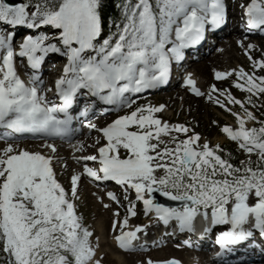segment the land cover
I'll list each match as a JSON object with an SVG mask.
<instances>
[{"label":"snow or ice","instance_id":"1","mask_svg":"<svg viewBox=\"0 0 264 264\" xmlns=\"http://www.w3.org/2000/svg\"><path fill=\"white\" fill-rule=\"evenodd\" d=\"M102 7L103 0H0V128L4 129L0 139L30 134L71 140L79 131L72 126L79 117L85 118L89 129H97L87 120L97 102L113 105L117 111L128 109L98 129L107 143L98 148V156L78 158L99 161L98 167L84 163L83 173L93 181L111 179L127 185L125 200L128 187L134 189L145 216L154 214L166 226L175 221L180 231H193L197 215L208 221L210 214L212 225L229 224L216 236L221 249L216 256L240 252L236 264H252L249 252L258 246L264 252V120L245 105L257 107V100L264 96V75L243 67L215 72L216 79L234 73V86L247 93L243 100L215 84L202 93L190 74L184 80L196 95H206L236 118L237 127L225 124L221 130L247 154L238 165L230 162L231 153L219 144L200 143V134H188V126L170 125L154 115L163 104L134 106L139 93L167 81L171 62H179L185 48L226 23L225 0H119V16L106 35ZM242 7L245 32L264 34V0H248ZM18 26H47L49 32L25 34L14 47L15 32L8 29ZM237 43L253 69L264 71V54L255 58L250 51L256 45ZM49 53L66 58L54 80L59 103L49 99L52 89L40 79L41 62ZM16 56L26 58L31 69L27 83L16 71ZM229 104L239 105L243 115L233 112ZM246 121L255 123L248 127ZM173 132L186 135L181 138ZM161 134H167L168 141ZM42 146L56 150L54 144ZM53 159L39 151L17 150L12 143L0 149L3 264H102L90 239L93 233L82 223L74 203L81 174L71 176L69 193L56 179ZM157 193L179 203H160ZM107 195L119 203L115 193ZM126 211L122 221L113 219L112 229L119 228L114 235L117 246L132 251L138 234L147 229L146 225L128 227V217L136 215L134 203L130 201ZM138 264L182 262L148 258Z\"/></svg>","mask_w":264,"mask_h":264},{"label":"bare ground","instance_id":"2","mask_svg":"<svg viewBox=\"0 0 264 264\" xmlns=\"http://www.w3.org/2000/svg\"><path fill=\"white\" fill-rule=\"evenodd\" d=\"M239 2L237 1H233L231 3V8L233 11H236L235 9L237 8ZM29 11H31V8L29 9ZM232 11V16L233 18L236 17V13ZM238 22H235L234 19V23L228 21V23L226 24L227 26H234V29H229L228 31L225 32V39H221L216 46L221 44V48L219 49V51L214 52L213 55H210V52L207 53L200 61H196L194 63H192L190 65V67L187 68V73L191 74L193 76H197L198 79V87L200 88V90L203 93H208L211 91V89L209 90V86H211V84L213 85V83L209 82H213L216 77H215V72L216 71H226V68H230V70L234 69V68H238V67H242V65L240 64L241 62H244V60L246 59V54L243 50V47L237 43L238 40L243 41V44L246 46L249 43H252L254 45H256L255 49H251V54L253 55V57L257 58V56L261 55V52H264V34H261L260 32H250V33H244L243 30L238 29L237 27ZM26 29V28H25ZM29 29V28H28ZM22 32H25L24 30L18 32L19 34H21ZM245 37H247L245 39ZM21 40V38H19L17 41H15V44L18 45V42ZM217 48V47H214ZM54 53H51V57H55L53 56ZM50 55V54H49ZM55 55V54H54ZM55 61H57V59H55ZM58 63V62H56ZM193 71H196V73H198L199 75H202L203 77L206 78L205 81H207L208 86H206L207 88H203L201 84L202 78L200 76H198V74L194 73V72H190L191 69ZM253 71L256 72L257 75H264V71L260 70V69H253ZM235 77L234 73L231 74L228 77H223L221 79H217V82L219 84H215L217 88L222 89L223 87V83H226L230 78ZM211 80V81H210ZM206 83V82H205ZM204 83V85H205ZM211 88V87H210ZM169 90V91H168ZM166 90H163L159 93H155V94H150V95H146L143 97H139V99L136 100L135 105L139 104V101L141 99H149L152 103L154 98H156L158 95L160 98H162L165 102L161 103L166 107V111H167V107L169 108V112L165 113V110H163L161 113L162 114L161 119L163 121H167L170 125H174V124H184L186 126L190 125V123H188V118H185L184 120H180L177 121L176 120V111L177 108H175V106H177L179 103L181 104V111H185L186 110V114L188 116H193V118L198 119L197 121L204 123L205 120V113L208 114V106L210 104H212L211 101L207 102L205 98H207L206 95H196L195 93H193L191 90H189L186 86L180 85V82L178 84H176L175 86H173L172 88L167 89V92L162 93ZM161 94V95H160ZM163 94V95H162ZM213 95H217L216 93H213ZM159 99V98H157ZM156 102V101H155ZM157 102H161V101H157ZM160 105V104H158ZM157 105V106H158ZM207 107V109H206ZM164 113V114H163ZM211 113V112H209ZM115 116H117L116 113L102 117L100 119H94L92 120L94 123L98 124L100 128L106 126L105 125V121L106 119L108 120H112ZM188 124V125H187ZM192 130L189 131L188 134H191ZM172 135H178L179 137L183 138L186 134L185 133H176L173 132ZM161 139L164 141H168L169 136L167 134H161ZM17 140V139H16ZM20 142L18 141H13V140H5L3 142H0V149L4 148L6 146V144L8 143H12L14 145V147L19 150V149H25L28 151H39L45 155H50L53 156L54 159L52 161V164L54 165V171L56 174V179L58 181H66V190L67 188H69L71 186V176L77 171V173L82 172V167L84 163H88L89 165L91 161H83V160H79V157H82L85 153L91 152L92 149V145H94L96 142H100L103 141V134L101 132H99L98 130H91V132H85V130L83 131V135L81 137H79V139H77V141L80 142V147L81 144L83 145L84 149L83 150H78V143L76 140H72V142L66 143L65 145L67 146H63L61 143L70 141V140H62L59 141L60 143L55 144V152H53L50 148H48L47 146H42L47 144H50V142H46V140H43L42 142L40 141V138H36L33 139V141L30 140L29 143H27L26 141L22 140V139H18ZM40 141V142H39ZM155 142V141H153ZM200 143H203L202 141H200ZM164 145L162 144L161 147H163ZM171 146V145H169ZM82 147V148H83ZM85 156V155H84ZM75 157V159L73 158ZM61 158H66L69 161L63 162L61 161ZM71 160V161H70ZM73 161V162H72ZM81 168L78 169V165ZM79 171V172H78ZM75 173V174H77ZM82 176L80 178V180L78 181V192H82L83 189H88V192L92 191V185L95 183H92L91 178H89L86 174L82 173ZM85 180L86 182L82 183V181ZM64 187V184H62ZM103 188L101 185L99 186V188ZM104 189V188H103ZM70 190V189H69ZM68 190V191H69ZM99 191V189H98ZM85 192V191H83ZM102 193L105 194V199H107V201L109 202V204L111 205L112 203L110 202L111 199L106 195V191L105 189L101 191ZM70 193V191H69ZM85 194V193H84ZM85 197V196H84ZM78 199V198H77ZM77 199L74 200L77 201ZM253 202V201H252ZM134 203V202H133ZM109 220V218H108ZM132 220H139V216H133ZM108 224V223H107ZM159 222L157 221L154 225L150 226V232H152L153 227H158ZM178 238V237H176ZM178 242H176L177 244ZM109 244H112L109 242ZM162 248V247H161ZM118 250H120L118 248ZM121 252H123L122 250H120ZM146 254H152L151 257L154 259H161L164 258V256L168 255V254H173L175 255L176 259H180V261L182 262V264H195L194 262L191 261L190 257H189V253L187 252V248L182 247V246H174L172 244H167L166 246H164L162 249H159L157 247H149V250L146 251ZM143 253V252H142ZM184 254H187L184 256ZM144 255H139L138 258H144ZM148 256V255H147ZM207 255H203V258H207ZM197 259V258H196ZM233 259H229V258H225L224 262H222L221 264H233ZM261 262V261H260ZM259 261H255L252 260V264H259ZM264 264V263H261Z\"/></svg>","mask_w":264,"mask_h":264},{"label":"rangeland","instance_id":"3","mask_svg":"<svg viewBox=\"0 0 264 264\" xmlns=\"http://www.w3.org/2000/svg\"><path fill=\"white\" fill-rule=\"evenodd\" d=\"M21 2H22V0H21ZM105 3H106V0H103V4H105ZM118 3H119V0H117V2L115 1L114 5L116 6ZM30 8H31V6L29 7V9ZM234 28L235 27L232 25L231 29H234ZM44 32L48 33L49 28L47 30H45ZM220 48H221V44L218 45L217 48H214L210 52V55H213L214 52L219 51ZM262 54H264V52H261V55ZM261 55L257 56V58H260ZM240 64L242 65V67L246 71H248L250 73L253 71V67H252L251 62L248 59V56H246V59L244 60V62H241ZM239 68L240 67L234 68V69H239ZM229 70H230L229 67L226 68V71H229ZM190 72L196 73V71H193L192 69ZM196 74H198V73H196ZM198 76H200L201 78L203 77L202 75H199V74H198ZM197 79H199V77ZM236 79H237L236 76L233 78H230L226 83H223L222 89H227L236 98L243 100L244 97L247 95V93L234 86L233 81ZM205 80H206V78L203 77L201 84H200V85H202L203 88L204 87L207 88L206 86H208V83ZM204 83H205V85H204ZM210 83L219 84L217 82V79H215L213 82H209V84ZM208 89L209 90L211 89L210 86ZM168 91H164L162 93H165V92L169 93ZM157 98H159V99H157ZM205 99L207 102H209L208 98H205ZM222 99H224V98L222 97ZM253 99L257 100L256 97H253ZM153 100H155L156 102L153 101V103H152L149 99L147 100L144 98V99H141L139 101V104H151V105H157L158 103H164L165 104V102H162L164 100L162 98H160L159 95L156 98H154ZM157 101H161V102H157ZM136 103H138V102H136ZM245 106L251 108V110L254 112V114L259 119L264 118V96H261L257 100V107H252L251 105H247V104ZM228 107H230L233 112H239L241 115H243V111L239 105L229 104ZM175 108H177L176 120L180 121V120H184L185 118L189 117L187 120L188 123H190V125L187 124L188 128H189V130H192V131L200 134V141L203 142L204 140H208L210 146H214L216 144H219L220 146L221 145H224V146H226V145L231 146L232 145V146H235L238 148L237 144L235 142H233L230 138H228L227 135L225 133H223L221 130V126L225 125V124L230 125L233 128L237 127L235 124L236 118L232 115V113L227 111L225 108L220 107L216 103L212 102V104H210L208 106L209 109H207V107H206V109L208 110V114L205 113L204 123L197 121L198 119L193 118V116H188L186 114V110L181 111L180 110V108H181L180 103L177 106H175ZM168 110H169V108L167 107V111L165 110V113L169 112ZM209 112H211V113H209ZM160 116H162V114H159V117ZM214 121L216 123H214ZM254 123H255L254 121H246V124L248 127L253 126ZM77 139H79V138H76L75 140L77 141ZM13 141L20 142L18 139L13 140ZM24 141H26V140H24ZM31 141H33V140H31ZM40 141L42 142V140H40ZM26 142L29 143L30 140H27ZM69 142H64L61 144L63 146H67L65 144L66 143L69 144ZM58 143H60V142L58 141ZM58 143H55V144H58ZM76 146H78V150L84 149V147L83 148L80 147V143ZM240 154L246 160L247 154L241 149H240ZM254 157H255V155L252 156V159H254ZM73 158L75 159V157H73ZM61 161L67 163L69 160L66 158H61ZM78 164H80V163H78ZM78 167H79V165H78ZM78 169H80V171H81L80 167ZM82 170H83V167H82ZM75 173H77V171ZM82 173H83V171L78 173V174H81L80 178L83 177ZM59 182L61 184H64V188L66 189V187H67V186H65L66 181H59ZM70 182H71V179H70ZM83 182L85 183L86 181L83 180L82 183ZM91 187H92L91 192H88V189H83V191H85V192H83V191L78 192L77 193L78 199L74 203L77 205L76 211H77L78 215L82 216V223L84 225H86L93 233V235H92V237H90V239L92 240L94 245H97L96 256H97V258L101 259L102 264H138V262L146 261L148 258H151L153 261H165V260H168L171 258L176 259L175 255H173V254H168V255L164 256V258H161V259H154L151 257L152 254H150V255L146 254L147 253L146 251L143 253L142 252L132 253V252H121L120 250H118L117 244L114 240V235L118 233L119 228H117L114 231L112 229V221H113V219L122 221L124 219V217L127 215L126 208L123 207V205L119 206L116 203H112V201H110L112 203L110 205L109 202L107 201V199H105V194L101 192L102 190H104L103 188L96 187L95 185H92ZM69 189L71 190V186L69 188H67V190H69ZM98 189H99V191H98ZM122 199H125V198L122 197ZM127 200H129V197ZM105 205H108V206L105 207ZM116 210H118V215H114ZM142 217H143L142 220L145 221V223H147V224H149V219L152 222H154L152 217H149V216L147 217L145 215H142ZM108 218H109V220H108ZM132 219L133 218L128 217V221H129L128 227L137 222V220L135 221ZM97 237H98V240L96 239ZM109 242L112 244H109ZM170 244H172L174 246H180L179 244H176V243H170ZM163 247L164 246H162V248ZM162 248L160 247L159 249H162ZM144 254H145L144 258L143 257L138 258L139 255H144ZM185 255H187V254H184L183 257H185ZM2 256H3V253L0 252V257H2ZM197 257H198L197 258L198 260L201 259V256L198 255ZM0 264H3L2 260H0ZM259 264H261V263H259Z\"/></svg>","mask_w":264,"mask_h":264},{"label":"trees","instance_id":"4","mask_svg":"<svg viewBox=\"0 0 264 264\" xmlns=\"http://www.w3.org/2000/svg\"><path fill=\"white\" fill-rule=\"evenodd\" d=\"M115 1L117 2V0H106V3L103 4L102 10H101L102 17L104 18V34L105 35L108 33V30L111 28L110 27L111 22L116 20L119 16L118 9L114 5ZM261 120H264V118ZM220 148L221 150H226V153H231L230 162L233 164L238 165L242 160H245L240 154V149L235 146L221 145ZM221 154L224 155L225 152L222 151ZM255 159L256 157H254L253 160Z\"/></svg>","mask_w":264,"mask_h":264},{"label":"water","instance_id":"5","mask_svg":"<svg viewBox=\"0 0 264 264\" xmlns=\"http://www.w3.org/2000/svg\"><path fill=\"white\" fill-rule=\"evenodd\" d=\"M10 2H13V3H20L21 0H10ZM156 197H162V198H163L164 200H166L169 204H170V203H171V204H177V203H179V202H176V201H172V200H170L169 198L163 197V196H161L159 193L156 194Z\"/></svg>","mask_w":264,"mask_h":264}]
</instances>
